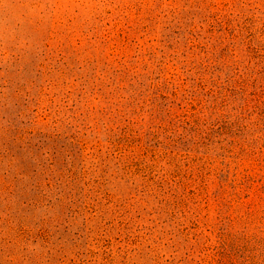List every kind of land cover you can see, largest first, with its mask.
Listing matches in <instances>:
<instances>
[{"label": "rangeland", "instance_id": "374dc122", "mask_svg": "<svg viewBox=\"0 0 264 264\" xmlns=\"http://www.w3.org/2000/svg\"><path fill=\"white\" fill-rule=\"evenodd\" d=\"M0 264H264V0H0Z\"/></svg>", "mask_w": 264, "mask_h": 264}]
</instances>
